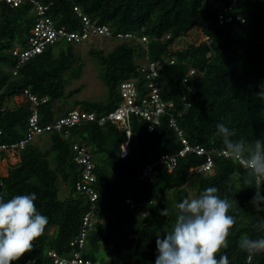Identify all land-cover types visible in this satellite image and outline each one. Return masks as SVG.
Returning a JSON list of instances; mask_svg holds the SVG:
<instances>
[{
	"label": "trees",
	"instance_id": "obj_1",
	"mask_svg": "<svg viewBox=\"0 0 264 264\" xmlns=\"http://www.w3.org/2000/svg\"><path fill=\"white\" fill-rule=\"evenodd\" d=\"M39 1L52 3L49 14L58 26L79 31L82 21L74 11L78 8L100 25L147 37L150 61L173 59L174 64L166 65L159 73L161 95L175 103L183 138L214 156L213 172L194 173L192 169L201 166L206 156L187 153L178 158L170 172L157 167L154 183L140 179L147 164L161 154H177L183 148L167 115L152 133L147 132L145 121L131 117L129 152L124 158L121 152L127 142L126 131L112 123H82L69 129L67 136L65 131L44 132L27 143L14 161L0 153V197L6 201L35 192L38 212L48 217L43 235L33 241L32 251L12 264H53L48 251L64 257L74 252L71 242L79 236L83 217L91 207L89 199L75 187L79 177L74 162L76 144L88 150L95 165L93 187L99 196L94 226L83 251L85 258L99 261L95 253L103 247L108 260L99 261L101 264H155L159 254L157 236L163 238L164 231L171 230L176 219L175 204L189 199L185 185L195 175L197 196L207 187H217L221 198L228 196L237 201L235 211L229 210L236 223L229 230L227 248H221L217 259L227 255L230 264H264V252L249 261L238 244L242 235L251 239L264 236L255 229L257 217L264 216V212L257 213L250 203L256 187L264 195V181L252 187L244 184L247 169L232 157L217 156L223 144L215 135L217 123L223 122L236 131L233 139H264V100L257 95L264 84V0H238L233 10L245 23L228 25H218L221 5L207 0ZM217 2L229 4L231 0ZM35 20L30 4L12 8L0 3V144L18 142L29 133L31 111L24 99L26 91L48 98L38 108L41 126L67 115L71 111L66 108L69 100L80 92V88L71 87L82 78L87 66L77 53L81 44L56 43L18 66L12 51L26 46ZM194 32L200 38L198 43L175 49L179 40ZM204 36L208 42L201 41ZM143 51L141 44L129 42H118L108 53L97 47L90 49L107 97L101 101H74L72 110L109 113L120 104L119 85L126 80H136L143 90ZM192 69L196 75L184 84ZM189 87L194 94H188ZM185 96L190 103L187 110L182 101ZM16 98L21 101L16 102ZM59 182L69 188L65 199L58 198ZM128 198L135 203L134 209L126 204ZM164 208L171 215L161 216Z\"/></svg>",
	"mask_w": 264,
	"mask_h": 264
},
{
	"label": "built area",
	"instance_id": "obj_2",
	"mask_svg": "<svg viewBox=\"0 0 264 264\" xmlns=\"http://www.w3.org/2000/svg\"><path fill=\"white\" fill-rule=\"evenodd\" d=\"M207 1L209 4L215 3L219 6L221 5L220 10L217 12L218 25L245 23V19L233 10L238 0H231L229 4H219L217 0ZM1 2L8 4L12 8L30 4L32 5L36 17L26 46L24 48L15 47L12 51V55L18 59V66L24 64L34 56L41 54L47 47L59 42L83 44L92 38H104L117 42H129L142 45L144 50L142 72L144 73L146 82L143 90H140L136 80L130 79L123 81L119 85L121 102L116 109L107 114L98 115L95 112L76 109L70 111L67 115L61 116L56 119L54 123L47 126H41L39 124L40 118L38 108L40 104L47 102L48 98H39L26 91L24 99L29 103L31 111L28 120L29 133L26 138L18 142L0 144V153L8 155V157L14 161L16 154L22 150L27 143L33 141L44 132L52 130L58 132L65 131V136H67L69 134L68 130L72 127L86 122H93L97 123L99 126L112 123L126 131L127 142L123 144L121 152V157L124 158L129 152L128 142L131 136V117L135 116L145 121L147 132L152 133L155 128L161 124L162 116L167 115L169 117V126L175 130L181 138L183 148L177 154H161L157 160L147 164L142 169L140 179L149 183H154L157 178V167L162 166L170 172L176 167L178 158L185 156L187 153L206 156L205 162L201 166L192 169L194 173L201 174L213 172L214 156L201 146H191L187 140L183 138L182 130L175 116V103L164 100L161 95V90L157 82L159 73L166 65H173L174 60L163 58L150 61L148 57L149 40L147 37H139L133 33H124L113 30L107 25H100L83 15L78 8H74V11L78 17L81 18V29L79 31H70L66 26H58L56 21L49 14L52 6L51 2L44 4L39 0H0V3ZM201 41L208 42L209 38L204 36ZM14 74H16V71H14ZM195 75L196 71L194 69L190 70L188 75L184 78L183 83L188 84L189 80ZM188 94H194V90L190 87L188 88ZM182 101L184 102V110H187L190 107L187 97H183ZM73 149L75 151L74 162L79 167V177L75 185L76 191L89 199L91 207L83 217L79 236L71 242L74 252L64 257L51 250L47 252V255L52 259L53 264H101L99 261L83 256L87 236L94 226L95 204L99 197L93 187L96 181L94 173L95 165L93 161H91V156L85 147L76 144ZM217 156L231 157L224 155L223 151H218ZM126 204L132 209L135 208V203L130 198L126 199Z\"/></svg>",
	"mask_w": 264,
	"mask_h": 264
},
{
	"label": "clouds",
	"instance_id": "obj_3",
	"mask_svg": "<svg viewBox=\"0 0 264 264\" xmlns=\"http://www.w3.org/2000/svg\"><path fill=\"white\" fill-rule=\"evenodd\" d=\"M257 94L264 100V84ZM222 139L224 155L231 156L247 169L243 183L252 187L264 181V139L248 141L243 136L233 139L236 131L223 122L217 123L216 133ZM235 175V173L233 174ZM250 203L257 213L264 212V195L260 187ZM35 192L15 195L9 200L0 197V264H12L33 249V241L43 235L48 217L38 212ZM237 201L228 196L221 198L217 187H207L195 198H185L175 204L176 219L166 235L156 239L158 256L155 264H230L227 255L217 253L227 248L229 230L236 223ZM161 216L171 215L168 208L160 210ZM255 229L264 232V216H258ZM248 260L264 252V236L251 239L242 235L238 241ZM27 264H34L28 261Z\"/></svg>",
	"mask_w": 264,
	"mask_h": 264
},
{
	"label": "rangeland",
	"instance_id": "obj_4",
	"mask_svg": "<svg viewBox=\"0 0 264 264\" xmlns=\"http://www.w3.org/2000/svg\"><path fill=\"white\" fill-rule=\"evenodd\" d=\"M200 40L197 37V32L193 33L189 38H183L179 40L175 49H184L189 44L198 43ZM118 44L117 41L104 39V38H92L77 48V53L80 54L83 60L87 63L85 68V72L80 80L74 81L71 88H80V92L75 95L73 98L69 100V104L67 105V110H71L73 108L74 101H82V100H91V101H101L107 97V89L104 84L101 82L99 78V70L97 64L92 60L89 51L92 48H101L105 53L113 50V48ZM16 102H20L21 98H16ZM196 176L193 175L190 177L189 181L185 185V190L189 195V199L197 197L196 194ZM59 199H65L69 195L68 186L59 182ZM95 256L97 260L104 261L108 260L106 255L105 248L101 247L96 253Z\"/></svg>",
	"mask_w": 264,
	"mask_h": 264
}]
</instances>
